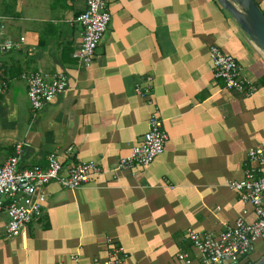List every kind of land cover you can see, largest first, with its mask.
Here are the masks:
<instances>
[{"label": "crops", "instance_id": "1", "mask_svg": "<svg viewBox=\"0 0 264 264\" xmlns=\"http://www.w3.org/2000/svg\"><path fill=\"white\" fill-rule=\"evenodd\" d=\"M256 2L264 12V0ZM4 3L5 37L26 43L0 53V168L22 145L19 169H46L56 153L63 176L90 161L103 171L75 190L56 180L44 186L42 215L24 236L9 237L1 213L0 264L102 262L113 251L108 238L125 252L122 264H175L179 251L195 255L187 230L218 234L243 210L255 219L228 182L243 179L253 166L249 149L264 146V54L216 0H109L111 21L89 68L76 56L86 0ZM213 45L236 58L254 94L214 78ZM36 72L69 80L40 110L25 78ZM146 86L143 97L136 89ZM156 110L169 136L165 152L147 167L119 168ZM258 243L253 262L264 256Z\"/></svg>", "mask_w": 264, "mask_h": 264}, {"label": "built area", "instance_id": "2", "mask_svg": "<svg viewBox=\"0 0 264 264\" xmlns=\"http://www.w3.org/2000/svg\"><path fill=\"white\" fill-rule=\"evenodd\" d=\"M108 3L109 0H86L85 9L76 17L84 31L83 43L76 56L86 68L93 64L96 50L108 31L111 21ZM25 43V37H20L18 41L5 37V26H0V53L20 50ZM209 52L213 76L222 81L227 90L244 96H250L257 91L258 86L241 74L234 56L225 53L216 45L211 46ZM25 78L28 82L29 98L36 110L45 107L69 87L68 77L62 73L50 81L40 72L25 75ZM148 81L151 82L150 79ZM136 91L143 97L149 95L147 86L143 92L139 87ZM3 93L4 86L0 82V94ZM168 139L159 111L156 110L150 115L148 131L141 142L132 148L128 156L120 158L119 168L133 170L151 165L165 152ZM22 152V145H18L15 154L0 168V214L5 212L9 217V237L26 235L28 223L42 215L45 195L41 189L52 180L58 181L64 188L75 190L90 182L93 177L101 175L103 171L97 162L90 161L72 166L68 174L63 176L62 162L56 153L49 155L46 169L39 166L19 169ZM247 161L253 165L252 168L246 171L243 179L230 180L228 186L239 194L242 202L253 207L255 219L247 221V210H243L234 224L218 234L187 230L186 236L195 255L179 251L175 264H241L251 261L256 244L264 240V146L250 148ZM106 243L107 248L113 250L109 258L102 262L99 258H94L91 264H122L126 258L123 249L110 238Z\"/></svg>", "mask_w": 264, "mask_h": 264}, {"label": "water", "instance_id": "3", "mask_svg": "<svg viewBox=\"0 0 264 264\" xmlns=\"http://www.w3.org/2000/svg\"><path fill=\"white\" fill-rule=\"evenodd\" d=\"M264 54V12L255 0H216ZM255 264H264V256Z\"/></svg>", "mask_w": 264, "mask_h": 264}, {"label": "rangeland", "instance_id": "4", "mask_svg": "<svg viewBox=\"0 0 264 264\" xmlns=\"http://www.w3.org/2000/svg\"><path fill=\"white\" fill-rule=\"evenodd\" d=\"M4 6H5L4 0H0V11L4 9ZM259 243H264V241L260 240ZM256 252L258 253V246H256Z\"/></svg>", "mask_w": 264, "mask_h": 264}, {"label": "trees", "instance_id": "5", "mask_svg": "<svg viewBox=\"0 0 264 264\" xmlns=\"http://www.w3.org/2000/svg\"><path fill=\"white\" fill-rule=\"evenodd\" d=\"M245 264H255L253 261H247Z\"/></svg>", "mask_w": 264, "mask_h": 264}]
</instances>
